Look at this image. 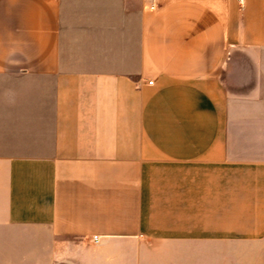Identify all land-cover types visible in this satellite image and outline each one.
<instances>
[{"label": "crops", "instance_id": "1", "mask_svg": "<svg viewBox=\"0 0 264 264\" xmlns=\"http://www.w3.org/2000/svg\"><path fill=\"white\" fill-rule=\"evenodd\" d=\"M157 3L0 0V264H264V0Z\"/></svg>", "mask_w": 264, "mask_h": 264}, {"label": "built area", "instance_id": "2", "mask_svg": "<svg viewBox=\"0 0 264 264\" xmlns=\"http://www.w3.org/2000/svg\"><path fill=\"white\" fill-rule=\"evenodd\" d=\"M143 2L146 4V6L149 8V9H156L157 6H158V3H157V0H143ZM152 82V80H151Z\"/></svg>", "mask_w": 264, "mask_h": 264}]
</instances>
